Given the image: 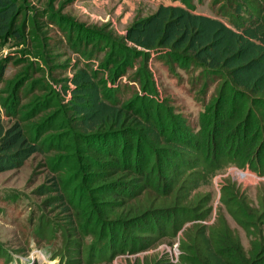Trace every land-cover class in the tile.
I'll return each instance as SVG.
<instances>
[{"label":"trees","instance_id":"1","mask_svg":"<svg viewBox=\"0 0 264 264\" xmlns=\"http://www.w3.org/2000/svg\"><path fill=\"white\" fill-rule=\"evenodd\" d=\"M23 6L19 0H0V42L12 37L30 43L34 56L43 57L45 35L35 18L42 15L77 48L84 42L97 49L106 42L84 35L52 10L29 14ZM235 8L227 23L161 4L122 35L146 52L162 45L187 51L206 82L220 79L217 95L203 110L211 125L202 118L196 131L147 89L149 82H144L146 91L124 100L117 88L97 77L96 69L79 68L55 87L44 75L33 76L45 67L40 62L34 66L26 47L11 58L25 66L10 80L9 93L0 95V172L21 166L35 152L47 155L56 175L38 190L50 206L59 207L62 221L38 219L36 232L51 237L60 231L62 245L55 256L64 264L109 262L118 253L174 236L189 221L179 237L178 260L163 256L147 264L264 261L259 213H246L245 200L222 188L221 200L253 236L246 252L220 210L208 222L212 196L199 190L210 171L229 159H242L264 174V0ZM244 11L247 15L240 13ZM132 58L129 50L113 43L106 58L110 75L122 74L121 65ZM179 62L187 68V61ZM5 65L0 60V75ZM34 88L40 92L22 102ZM3 115L13 120L6 124Z\"/></svg>","mask_w":264,"mask_h":264},{"label":"rangeland","instance_id":"2","mask_svg":"<svg viewBox=\"0 0 264 264\" xmlns=\"http://www.w3.org/2000/svg\"><path fill=\"white\" fill-rule=\"evenodd\" d=\"M248 1L19 0L24 3L23 9L29 14H45L52 10L55 15H61V19H68L84 35H97L106 42L97 49L90 43L85 45L84 42L77 48L60 26L45 15L36 16V21L45 35L43 57L34 56L35 49L30 43H18L12 37L0 42V60L4 59L6 62L0 75V95L9 93L10 80L23 71V62L12 61L11 58L26 47L25 49L31 51L29 60L34 66L40 62L45 67V71L35 70L32 73L34 77L44 75V80L56 87L79 68L96 69L97 77H103L107 85L117 88L122 99L127 100L148 89L171 113L185 120L192 131H196L202 118L204 123L211 125V119L203 116V110L205 103L217 95L220 79L214 78L206 82L201 76V67L187 51L162 45L146 52L125 41L122 35L135 20L153 13L161 4L181 6L192 12L215 16L228 23L229 15L236 12L235 4ZM240 13L247 15L246 11ZM113 43L133 54L129 62L121 65L122 74L116 77L110 75L108 68L111 63L106 60ZM180 60L188 62L187 68L180 65ZM144 82L150 83L145 90ZM39 92L40 89L34 88L28 96L23 95L21 101H26L32 94ZM3 118L6 124L13 120V117L7 115H3ZM206 124L202 128L208 131ZM236 164L254 171L248 163L242 164V159L238 162L231 159L222 161L210 171L208 183L199 190L210 192L212 196V210L208 222L211 223L220 210L229 225L238 232L243 248L248 252L253 236L231 215L221 200V190L228 187L230 191L227 195L243 198L248 205L244 208L246 213H259L256 219L260 231L258 235L264 243V174L257 173L260 178L253 179L239 176L230 167ZM54 175L56 173L49 167L47 155L40 152L31 154L21 166L0 172V264H64L59 256H55L62 245L60 231L55 230L51 237L47 234L40 237L36 232L38 219H54L55 223L62 221L59 207L50 206L46 201V194L38 190L40 185L48 184ZM182 228L174 236H164L145 249L133 253H118L109 262L83 261L81 264H147L163 256L176 262ZM258 263L264 264V261Z\"/></svg>","mask_w":264,"mask_h":264},{"label":"built area","instance_id":"3","mask_svg":"<svg viewBox=\"0 0 264 264\" xmlns=\"http://www.w3.org/2000/svg\"><path fill=\"white\" fill-rule=\"evenodd\" d=\"M230 167L239 176H242V177H250L252 179H253V177L254 178H260L259 175L255 171H253V170H249L247 168L239 167L237 165H231Z\"/></svg>","mask_w":264,"mask_h":264}]
</instances>
